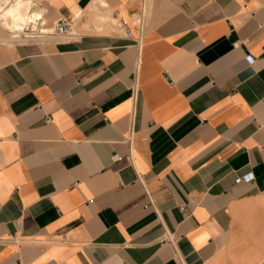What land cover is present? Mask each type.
I'll use <instances>...</instances> for the list:
<instances>
[{"label": "crops", "instance_id": "1", "mask_svg": "<svg viewBox=\"0 0 264 264\" xmlns=\"http://www.w3.org/2000/svg\"><path fill=\"white\" fill-rule=\"evenodd\" d=\"M31 1L77 38L0 27V264H264V0Z\"/></svg>", "mask_w": 264, "mask_h": 264}, {"label": "built area", "instance_id": "2", "mask_svg": "<svg viewBox=\"0 0 264 264\" xmlns=\"http://www.w3.org/2000/svg\"><path fill=\"white\" fill-rule=\"evenodd\" d=\"M17 0L2 1V8L10 4H15ZM25 4L22 12L21 20L16 23H11L10 20L5 21L0 18V27L7 31L9 39L13 44H42L49 41L58 39L73 40L77 38L75 31L77 16L70 19L58 17L52 22H48L45 18L47 11L37 6L31 0H23ZM116 22L115 25L123 28L125 34L130 37L131 31L126 28V21L120 17L118 12L114 13ZM247 62L251 63L253 59L246 55ZM44 122L49 124L50 117H44ZM116 159V156L113 157ZM250 176L242 177V181L250 180ZM15 264H20L19 262Z\"/></svg>", "mask_w": 264, "mask_h": 264}, {"label": "bare ground", "instance_id": "3", "mask_svg": "<svg viewBox=\"0 0 264 264\" xmlns=\"http://www.w3.org/2000/svg\"><path fill=\"white\" fill-rule=\"evenodd\" d=\"M24 6L23 0H17L15 4H10L5 9L0 5V18L3 19L5 23L8 20H10L11 23H16L22 18Z\"/></svg>", "mask_w": 264, "mask_h": 264}]
</instances>
